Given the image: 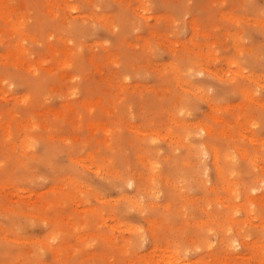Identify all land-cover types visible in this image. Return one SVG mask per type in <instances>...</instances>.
I'll return each instance as SVG.
<instances>
[{"label":"rangeland","instance_id":"obj_1","mask_svg":"<svg viewBox=\"0 0 264 264\" xmlns=\"http://www.w3.org/2000/svg\"><path fill=\"white\" fill-rule=\"evenodd\" d=\"M142 1L0 0V264L264 257V0Z\"/></svg>","mask_w":264,"mask_h":264},{"label":"bare ground","instance_id":"obj_2","mask_svg":"<svg viewBox=\"0 0 264 264\" xmlns=\"http://www.w3.org/2000/svg\"><path fill=\"white\" fill-rule=\"evenodd\" d=\"M7 1V0H6ZM142 1V0H141ZM144 1V0H143ZM142 1V2H143ZM140 2V1H139ZM10 3V2H9ZM22 4V3H21ZM25 4V3H24ZM23 5V4H22ZM69 5V4H68ZM5 6V5H4ZM138 6V5H137ZM141 6V5H140ZM6 7V6H5ZM24 7V6H23ZM71 8H72V10H77L78 11V9H79V7L77 6V5H72V6H70ZM13 8V7H12ZM49 8H50V6H49ZM4 10V9H3ZM10 10V9H9ZM8 10V11H9ZM10 12L11 11H9V13L7 12V11H2L1 12V14H3L5 17H6V19H11L10 17ZM24 12V11H23ZM19 12H17V14H18ZM23 14V13H22ZM21 14V15H22ZM70 14V13H69ZM21 15H20V18H21ZM24 15V14H23ZM24 17L25 16H23L22 18L24 19ZM25 20V19H24ZM28 25V24H27ZM112 26H114V24H112ZM12 27L14 28V29H16V30H18L19 31V34H20V39H19V41H18V43H17V48H19V46H20V49H19V51H22V53H25V49H24V45H22V44H24V43H22L23 42V40H25L26 38H27V33L25 32L26 30H24L23 29V27H24V21L23 20H20V21H18V22H15V23H13V25H12ZM27 28V27H26ZM44 28V27H43ZM7 29V28H6ZM9 29V28H8ZM29 30V29H28ZM9 31V30H8ZM11 31V30H10ZM9 31V32H10ZM18 31H17V33H18ZM9 32H7V33H9ZM31 34V33H30ZM36 36V35H35ZM43 38V37H42ZM57 38V37H56ZM65 40V39H64ZM31 41V40H30ZM22 43V44H21ZM59 43V42H58ZM54 44V43H53ZM15 45V44H14ZM48 45H51V43H49ZM52 46V45H51ZM55 46V45H54ZM69 46V45H68ZM8 47V46H7ZM26 48V47H25ZM54 48V47H53ZM11 49V48H10ZM67 49V48H66ZM242 49V48H241ZM60 50V49H59ZM13 51V50H12ZM27 51V50H26ZM15 52V51H14ZM18 52V51H17ZM11 55H12V53H10ZM19 54H21V53H19ZM19 54H18V56H19ZM70 54V53H69ZM22 56V55H21ZM66 56H68V55H66ZM63 57V56H62ZM8 58V57H7ZM42 58V57H41ZM66 58V57H65ZM39 59V58H38ZM18 60V59H17ZM17 60H16V62H17ZM20 61H21V59H20ZM41 61V60H40ZM73 61V60H72ZM9 62V61H8ZM23 62V61H22ZM30 62V61H29ZM72 62H71V60H70V58H66L65 60H63V62H62V64L63 65H65V66H67V65H70ZM230 63H234V61H231L230 60ZM26 64V63H25ZM73 64V63H72ZM239 64V63H238ZM235 65V64H234ZM24 66V65H23ZM39 66H40V64H39ZM18 67V66H17ZM63 67V66H62ZM173 70V69H172ZM241 72V71H240ZM174 73V72H173ZM32 74V73H31ZM237 74V73H236ZM241 75V74H240ZM244 75V74H243ZM64 76V75H63ZM66 76V75H65ZM178 76H179V74H178ZM229 76V75H228ZM227 76V77H228ZM238 76V75H237ZM253 77V76H252ZM252 94V93H251ZM120 97V96H119ZM250 100V99H249ZM100 101V100H99ZM259 104V103H258ZM11 115V114H10ZM12 118V117H11ZM237 120V119H236ZM206 124V123H205ZM205 124H200V125H197L198 126V128H200L201 129V132L202 131H204V132H206V133H210L211 131H212V129L213 128H210L209 126H207V125H205ZM238 124V123H237ZM250 126V125H249ZM214 130V129H213ZM254 130V129H253ZM238 131V130H237ZM220 132V131H219ZM29 133V132H28ZM162 133V132H161ZM223 133V132H222ZM243 133V132H242ZM245 133V132H244ZM169 134V133H168ZM167 134V135H168ZM254 134V133H253ZM29 135H30V133H29ZM166 135V134H165ZM174 135V134H173ZM159 136V135H158ZM176 136V135H175ZM32 137V136H31ZM174 137V136H173ZM177 137V136H176ZM24 138V137H23ZM22 138V140H24ZM26 140V139H25ZM24 140V141H25ZM180 140V139H179ZM176 141V140H175ZM237 149H239V147L237 146ZM212 152H211V154H212V156H213V158H214V162L217 164V166H216V168L218 169V172H219V174H222V169H221V167L219 166V164H218V162H219V158H218V150L217 149H212L211 150ZM246 151H240V154L242 155V157H244L245 155H246ZM248 154V153H247ZM247 156V155H246ZM258 156V155H257ZM261 157V156H260ZM251 159V158H250ZM92 160H93V158H92ZM93 162V161H92ZM257 162V161H256ZM99 168H100V166H98ZM160 173V172H159ZM222 176V175H221ZM230 177V176H229ZM232 180V179H231ZM226 181H228L227 183H228V185L226 186V189H227V191H229V193L231 192V191H234L235 190V188H233L231 185H230V180H226ZM226 185V184H225ZM233 186H235V185H233ZM225 188V187H224ZM235 194V196L237 197V200L234 202V203H229V205L230 206H232V208H233V215L234 216H232V221H236V218H235V213H237L241 208H243L244 210H245V212L246 213H249V212H251L252 211V209H253V207L254 206H256L257 205V203H258V198L256 197V196H254V194L253 195H247L246 197H245V202H240V193H234ZM256 194V193H255ZM223 197V196H222ZM69 199V198H68ZM222 200V199H221ZM234 200V199H233ZM262 200H263V198H262ZM222 202H224V201H222ZM261 202V201H260ZM219 203V202H218ZM221 203V202H220ZM228 204V203H227ZM225 205V204H224ZM263 207H264V205H263ZM255 213V212H254ZM261 215V214H260ZM260 215H258L257 213H255L252 217H249L250 215L248 214V216L245 218V221L247 220L248 222H251L252 221V218H254V219H258V220H261L262 218V216H260ZM257 220V221H258ZM254 221V220H253ZM262 221V220H261ZM260 222V221H259ZM264 222V221H263ZM202 223V222H201ZM263 224V223H262ZM252 225H253V223H252ZM255 225V224H254ZM260 226V225H259ZM237 229V228H236ZM106 238V237H105ZM112 242V241H111ZM235 242H238V244H240V240L239 239H236L235 240ZM233 244V243H232ZM235 248V247H234ZM164 253H168V254H166V255H164V257L165 256H168V258H170V260H169V263H172V264H181L180 263V257H178L177 256V253L173 250V249H171L169 246H166L164 249ZM258 258V257H257ZM259 264H264V257H261V259H260V261H259Z\"/></svg>","mask_w":264,"mask_h":264},{"label":"snow or ice","instance_id":"obj_3","mask_svg":"<svg viewBox=\"0 0 264 264\" xmlns=\"http://www.w3.org/2000/svg\"><path fill=\"white\" fill-rule=\"evenodd\" d=\"M53 239H55V237H53Z\"/></svg>","mask_w":264,"mask_h":264}]
</instances>
